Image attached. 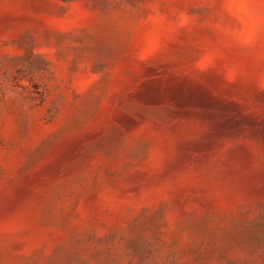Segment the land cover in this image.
Here are the masks:
<instances>
[{
  "label": "rangeland",
  "instance_id": "obj_1",
  "mask_svg": "<svg viewBox=\"0 0 264 264\" xmlns=\"http://www.w3.org/2000/svg\"><path fill=\"white\" fill-rule=\"evenodd\" d=\"M0 264H264V0H0Z\"/></svg>",
  "mask_w": 264,
  "mask_h": 264
}]
</instances>
